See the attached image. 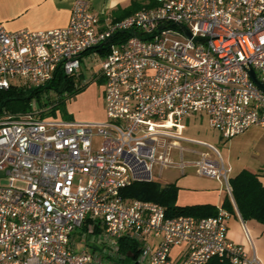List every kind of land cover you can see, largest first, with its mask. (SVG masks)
Returning a JSON list of instances; mask_svg holds the SVG:
<instances>
[{"label":"built area","instance_id":"built-area-1","mask_svg":"<svg viewBox=\"0 0 264 264\" xmlns=\"http://www.w3.org/2000/svg\"><path fill=\"white\" fill-rule=\"evenodd\" d=\"M156 2L106 26L88 0H75L64 27L0 24V90L50 84L62 70L76 81L89 58L106 110L91 123L0 114V264H262L229 239L224 208L168 216L158 202L122 194L190 168L224 181L232 197L221 151L183 135L182 122L205 114L227 140L253 125L264 130V91L249 73L264 82V0ZM122 29L153 36L125 32L112 43ZM124 241L137 254L123 252Z\"/></svg>","mask_w":264,"mask_h":264},{"label":"crops","instance_id":"crops-1","mask_svg":"<svg viewBox=\"0 0 264 264\" xmlns=\"http://www.w3.org/2000/svg\"><path fill=\"white\" fill-rule=\"evenodd\" d=\"M88 1L90 10L97 13L101 23L106 26L115 21L114 10L118 7H128L133 0ZM74 2L75 0H0V24L9 31L20 29L38 31L64 27L69 24ZM105 119L106 110L98 121ZM251 171L258 174L259 180L264 185V168ZM178 172L182 177L170 183H177L180 189L178 192L180 199L177 201L179 205L213 204L223 207L225 198L231 197L228 191L224 195L223 185L219 179L199 176L196 173L197 176L190 173L181 175L179 170ZM227 225L229 239L240 245L248 256L256 255L264 264V224L256 219L244 220L237 207L234 206V210L229 212ZM174 252H177L176 248Z\"/></svg>","mask_w":264,"mask_h":264},{"label":"rangeland","instance_id":"rangeland-1","mask_svg":"<svg viewBox=\"0 0 264 264\" xmlns=\"http://www.w3.org/2000/svg\"><path fill=\"white\" fill-rule=\"evenodd\" d=\"M172 40L179 39L170 36ZM97 62L86 58L82 61V75L75 82V86L82 84L81 90L74 91L67 89L62 93L55 90H46L38 98L32 101V113L35 110L43 111L56 107L55 113L48 112L45 117L53 116L58 120H70L78 123H91L98 121L105 111L104 102V81L103 79L95 80L92 73V66H96ZM48 103L47 105L40 104ZM183 124V135L194 139L208 142L217 147L225 160L226 167L230 170V177L243 169L259 170L264 168V130L260 126H253L232 138H223L221 133L213 129L205 114H194L186 118ZM169 125L165 122H158L154 125L155 129L166 130ZM188 173L196 175L193 169L189 168ZM182 175V174H181ZM197 176V175H196ZM178 170L171 168L164 171L162 183L176 182L180 179ZM224 195L227 193L225 182L222 181ZM180 190V189H179ZM183 190L181 189V192ZM179 194V193H178ZM180 198H177V200ZM182 201V200H180ZM91 249L90 246H85ZM125 264H133L132 260H128Z\"/></svg>","mask_w":264,"mask_h":264},{"label":"trees","instance_id":"trees-1","mask_svg":"<svg viewBox=\"0 0 264 264\" xmlns=\"http://www.w3.org/2000/svg\"><path fill=\"white\" fill-rule=\"evenodd\" d=\"M157 5L156 0H133L132 3L125 8L118 7L114 10L115 21L120 20L129 14L134 13L143 6ZM129 35L126 33H117L111 38L112 43L125 39ZM101 51L103 49H100ZM66 80L65 89H71L74 91L81 90V87L75 86L74 78L67 77L64 79L62 72H58L55 78L50 82V88H40L31 95L30 98H23L26 88L13 87L9 90H0V114L4 111H8L12 114H25L28 113L32 106L34 98L41 96L46 90H55L58 92L59 86ZM63 91V92H64ZM59 93V92H58ZM62 93V92H61ZM41 101V100H39ZM41 105H47L48 103L39 102ZM56 104L46 110L40 111L39 116L45 117L48 112L55 113ZM232 198L227 197L224 200L223 207L228 212L234 210V206L237 207L241 217L246 219H256L264 224V185L259 180V176L256 172L249 169H242L238 174L230 178ZM178 192L179 187L177 183H162L160 181H135L133 184L123 188L122 194L128 199H142L158 202L166 207L168 216L178 215H190L196 218H203L209 216H215L218 213L219 207L213 204H193V205H179L178 204ZM233 200V201H232ZM122 251H132L137 254V244L135 242L124 241L122 243ZM207 264H229L225 259L214 257Z\"/></svg>","mask_w":264,"mask_h":264},{"label":"water","instance_id":"water-1","mask_svg":"<svg viewBox=\"0 0 264 264\" xmlns=\"http://www.w3.org/2000/svg\"><path fill=\"white\" fill-rule=\"evenodd\" d=\"M163 26H165V25H161V26L158 28L157 31H159ZM181 27H182V29L186 32V34H187L186 36L190 37V36H191L190 31H189L184 25H182ZM119 32H120V33H125V32H127V33H129V34H131V35L137 36V37L142 38V39H148V38H150V37L153 36V33L146 34V35L143 36V34L137 32L136 30H133V29H129V30L122 29V30H120ZM114 35H115V34H114ZM106 42H107V41H104L103 44L106 43ZM249 73H250L251 78H252L253 81L255 82V84H256L261 90L264 91V82H262V81L257 77L255 70H254L253 68H251V69L249 70ZM62 74H63V77H64V79H65V78H66V74H65L64 70H62ZM65 84H66V80L63 81L62 84L59 86V88H58V92L61 93V92L64 91V89H65ZM50 87H51L50 84H45V85H42V86H34V87H31V88H29V89L26 90V92L24 93L23 98H25V99L30 98L31 95H33V93L36 92V91H37L38 89H40V88H50ZM2 107H3V106L0 105V109H2ZM129 255H130V256H133L132 254H129Z\"/></svg>","mask_w":264,"mask_h":264}]
</instances>
